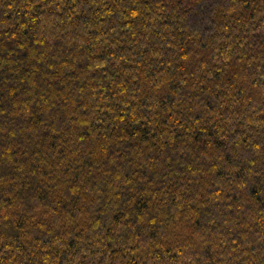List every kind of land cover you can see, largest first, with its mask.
I'll use <instances>...</instances> for the list:
<instances>
[{"label": "trees", "instance_id": "obj_1", "mask_svg": "<svg viewBox=\"0 0 264 264\" xmlns=\"http://www.w3.org/2000/svg\"><path fill=\"white\" fill-rule=\"evenodd\" d=\"M0 264H264V0H0Z\"/></svg>", "mask_w": 264, "mask_h": 264}]
</instances>
